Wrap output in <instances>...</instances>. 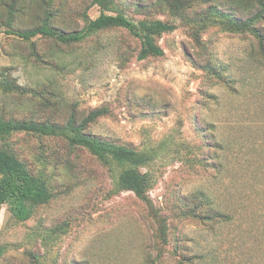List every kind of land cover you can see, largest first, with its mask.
I'll return each instance as SVG.
<instances>
[{"label": "rangeland", "instance_id": "rangeland-1", "mask_svg": "<svg viewBox=\"0 0 264 264\" xmlns=\"http://www.w3.org/2000/svg\"><path fill=\"white\" fill-rule=\"evenodd\" d=\"M9 1L0 0V82L13 87L0 83V113L80 124L107 108L87 132L158 151L142 171L155 177L149 194L168 229L163 264H177L179 256H196L194 264H264V55L258 40L226 30L213 16L202 29L212 0L195 1L185 17L156 0H115L110 13L177 26L158 39L163 56L139 59L141 41L124 28L71 44L41 35L23 40L9 31L31 27L39 9L11 19ZM48 4L59 11L52 24L68 31L101 13L94 0ZM8 141L33 173L48 179L53 198L26 221L6 205L0 209V264H144L145 252L157 253L160 226L149 204L118 190L108 166L87 149L64 136L28 132ZM206 155L217 162L209 169L188 160ZM197 190L223 210L224 220L213 228L184 214L185 195Z\"/></svg>", "mask_w": 264, "mask_h": 264}, {"label": "trees", "instance_id": "trees-1", "mask_svg": "<svg viewBox=\"0 0 264 264\" xmlns=\"http://www.w3.org/2000/svg\"><path fill=\"white\" fill-rule=\"evenodd\" d=\"M197 0H156L161 8L177 16H186V12ZM214 5L210 6L207 13L201 19V28L206 30L210 16L222 23L224 28L232 32L250 33L258 40V51L264 55V0H212ZM225 1L229 6L225 10L222 6ZM101 8V13L96 18H87L83 28L65 30L62 27L53 25L51 20L59 11L51 10L48 0H10L7 4L11 19L17 12L33 8L39 9V15L35 23L25 29H11L9 33L18 36L23 40H31L37 36L55 38L57 41L71 44L85 40L92 34L109 29L124 28L131 35L141 41V48L138 53L139 59L149 57H160L165 54L164 48L158 39L166 32L176 29L175 23L163 19H141L133 20L122 11L110 13L115 6V0H94ZM248 11L249 16L238 17L237 12ZM41 13H40V12ZM55 13V14H54ZM86 16V12H82ZM213 25V24H212ZM211 26V25H210ZM199 27V28H200ZM0 83L6 88L12 89V82L2 80ZM107 108H100L92 111L80 124L73 118L66 124L51 121H37L5 117L0 113V209L6 205L12 216L19 221L30 219L36 208L47 204L53 198L49 181L42 175L33 173L25 161L10 148L8 138L15 132H28L45 136H64L73 146H80L87 149L96 156L111 171L115 184L120 191L129 190L138 198L149 204L151 213L159 224V238L154 249L157 253L147 251L144 254V264H163L168 245V229L164 223V217L159 216L157 209L152 204L150 190L155 183V177L148 171H142V167L149 165L158 158L157 149L137 150L135 147L116 143L86 131L89 122L106 114ZM193 150L189 153L192 154ZM213 155L205 157H189L193 167L198 164L209 169L217 162L212 159ZM184 214L191 219L201 220L204 224L223 221L224 214L213 205L210 196L204 190H197L186 194ZM184 196V198H185ZM220 220V221H218ZM178 248L174 254L178 255ZM179 256V255H178ZM196 256L181 257L177 264H194Z\"/></svg>", "mask_w": 264, "mask_h": 264}, {"label": "crops", "instance_id": "crops-1", "mask_svg": "<svg viewBox=\"0 0 264 264\" xmlns=\"http://www.w3.org/2000/svg\"><path fill=\"white\" fill-rule=\"evenodd\" d=\"M219 209V208H218ZM220 211H223V210H221V209H219ZM248 212V211H247ZM254 224V223H253ZM255 225V224H254Z\"/></svg>", "mask_w": 264, "mask_h": 264}]
</instances>
